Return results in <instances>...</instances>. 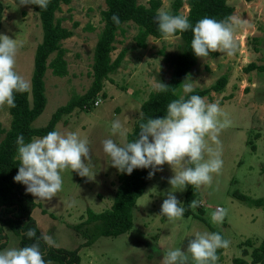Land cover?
Listing matches in <instances>:
<instances>
[{
    "label": "rangeland",
    "instance_id": "374dc122",
    "mask_svg": "<svg viewBox=\"0 0 264 264\" xmlns=\"http://www.w3.org/2000/svg\"><path fill=\"white\" fill-rule=\"evenodd\" d=\"M161 1V8L170 11L174 0ZM226 1L234 7L236 48L233 54L212 52L199 58L184 82H190L193 90H205L219 78L227 79L222 91H211L209 96L202 97L206 103H217L218 120L227 121L218 133V144L205 137L206 145L218 151L222 160L220 170L211 174V182L198 187L199 205L207 224L193 216L168 221L160 215L166 194L174 191L182 206L189 186L182 191L171 187L168 179L175 169L164 164L159 166L160 171L154 172L143 196L138 199L133 211L134 225L128 233L101 237L92 246L83 247L85 239L73 228L87 218L88 210L101 213L112 207L120 172L111 166L102 150V141L111 138L117 144L127 142L128 134L141 115L143 102L156 91L159 82L165 84L171 78L183 44L175 35L167 39L149 37L147 47L139 48L135 42L137 27L129 22L123 26L124 32H119L111 54L115 60L125 51L121 66L105 82L107 98L99 97L100 103L95 102L91 109H76L56 126L58 132L73 131L86 139L90 156V160L85 161L90 169L88 177L70 169L63 170L61 189L49 200L36 199L20 184L21 191L37 204L32 218L40 233L53 241L50 246L68 251L80 248L79 264H162L169 249L183 250L195 232L215 229L229 241L216 264H240L236 259L242 260V264H253L251 254L264 241V0ZM184 2L180 12L187 16L189 6L187 0ZM105 9V0H71L69 4H62L56 13L63 26L73 32L62 42L68 75L60 78L47 70L44 77L47 103L33 123L35 128L46 126L59 107L73 95L86 93L91 86L93 53L103 27ZM0 12V34L16 41L15 71L28 81L31 100L34 57L43 39L39 15L33 5H19L17 0H0ZM53 58L54 54L49 61ZM187 94L182 85L178 95ZM114 119L121 122L122 135L112 133ZM10 123L8 106L0 105L1 127L7 130ZM3 137L0 135V141ZM203 158L208 159L206 152ZM257 200H263L262 206L255 205ZM219 210L224 212L223 219L213 222L211 214ZM4 235L0 250L20 247L19 238L8 228ZM189 264H192L190 259Z\"/></svg>",
    "mask_w": 264,
    "mask_h": 264
},
{
    "label": "clouds",
    "instance_id": "9594fccd",
    "mask_svg": "<svg viewBox=\"0 0 264 264\" xmlns=\"http://www.w3.org/2000/svg\"><path fill=\"white\" fill-rule=\"evenodd\" d=\"M49 0H18L19 5H35L40 10L47 8ZM114 23L119 17L113 15ZM158 31L167 39L176 33L189 29L192 32L190 48L196 57H207L212 52L232 55L236 44L233 39V21L215 20L202 17L191 24L186 16L172 15L163 8L157 9L154 17ZM15 39L0 34V105L15 107L14 93H24L29 83L15 71L17 52ZM167 86L159 82L156 91H166ZM193 91L192 84H183L185 94ZM100 103L99 100L96 101ZM220 108L217 103H206L199 95L181 96L166 105L162 117H149L140 123L137 137L123 144L115 143L111 138L102 141V150L109 157L111 166L118 172L131 174L134 169H150L148 176L160 171L168 164L174 175L168 179L171 187L182 191L186 185L199 187L211 182L212 173H217L221 166L219 152L205 143V137L218 144V133L227 121L220 122ZM122 124L118 119L111 122L112 133L120 132ZM19 165L13 177L14 182L25 186V191L36 199L49 200L60 191L61 172L70 169L77 175L88 177L90 160L86 139L76 132H58L52 130L39 138L25 142L22 134L15 139ZM208 159L203 158V153ZM169 191L160 205V215L168 221L179 219L185 209L181 202ZM223 210L213 211L211 220L223 219ZM34 242L24 247H11L0 250V264H51L43 258L40 241L52 245L50 237L36 235L34 229L24 233ZM187 247L169 249L162 258V264H216L217 249L227 248L229 241L217 232H195Z\"/></svg>",
    "mask_w": 264,
    "mask_h": 264
},
{
    "label": "trees",
    "instance_id": "16d2710c",
    "mask_svg": "<svg viewBox=\"0 0 264 264\" xmlns=\"http://www.w3.org/2000/svg\"><path fill=\"white\" fill-rule=\"evenodd\" d=\"M18 1V0H17ZM71 0H49L47 8L40 10L33 5L39 15L43 39L37 46L34 57V71L31 82V100L29 89L24 93H14L15 107L9 108L11 123L9 129L5 130L0 124V135H4L0 141V247L5 238L4 231L8 228L19 238V246L24 247L34 242L24 235L30 228L34 229L37 236L41 233L32 218V212L37 206L30 195L21 191L20 183L14 182L13 177L17 172L19 160L17 158L15 139L22 134L25 142L32 138L44 136L47 132L56 130V126L63 117L70 115L76 109H91L99 97L106 99L104 92L105 82L111 74L117 72L122 64L125 51L121 52L113 60L112 52L115 50L116 38L124 32L123 26L132 22L137 27L135 42L137 47L146 48L149 37L163 39L158 31L154 17L157 9H161V0H105L106 9L102 12L103 27L99 33L97 44L93 53L92 83L86 93L75 94L64 105L59 107L52 115L48 124L44 127L35 128L33 123L43 113L47 98L44 77L48 69L52 70L54 76L65 77L68 75V63L65 59L66 50L62 42L73 35V32L64 27L62 21L56 17L62 4H69ZM184 0H174L170 12L172 15H182L180 10ZM189 12L187 18L191 24H195L202 17H210L215 20H226L233 16L234 7L226 0H187ZM113 15L119 17V23H114ZM0 12V29H1ZM182 41L180 51L173 65L171 78L164 85L167 90L151 92L140 108L141 115L134 123L131 132L127 136V142L133 141L139 132L140 123L149 117H162L166 111V105L173 99H178V90L184 84L188 74L196 65L199 57H196L191 48V29L176 33ZM264 43V42H263ZM54 54V58L50 57ZM254 67L253 64L250 65ZM227 84L225 77L219 78L209 89L193 90L188 95L209 96L211 91L220 92ZM150 169H134L131 174H119V185L115 193L113 205L110 209L101 213L87 212V218L74 225V230L85 239L83 247L92 246L101 237H118L128 233L133 225V211L140 197L143 196L151 177L148 176ZM239 198L243 197L238 195ZM200 194L198 187L189 185L185 194L182 207L185 209L184 217H197L207 224L203 218L204 210L199 205ZM263 200H257L256 206H262ZM196 211V212H195ZM213 232H216L213 229ZM222 236V235H221ZM222 238H224L222 236ZM250 243L249 241H247ZM40 250L46 261L56 264H79V249L68 251L66 249L54 248L47 245L43 240L40 242ZM81 247V246H80ZM225 248L217 249L219 257ZM247 255L246 250L243 252ZM253 264H264V241L255 248L251 254ZM242 264V260L236 259Z\"/></svg>",
    "mask_w": 264,
    "mask_h": 264
}]
</instances>
